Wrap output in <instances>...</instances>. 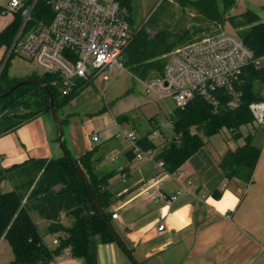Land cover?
Segmentation results:
<instances>
[{
  "label": "trees",
  "instance_id": "1",
  "mask_svg": "<svg viewBox=\"0 0 264 264\" xmlns=\"http://www.w3.org/2000/svg\"><path fill=\"white\" fill-rule=\"evenodd\" d=\"M28 1V0H27ZM128 12V19L134 33L131 17V1L118 0ZM203 17L201 20L212 22L214 26L221 24L235 31L243 42L253 50L256 57H262V64L256 67L250 64L245 67L240 83L236 89L240 92V104L236 108L226 106V96L220 95V104L216 109L203 99L195 98L184 107L173 108L167 119L171 135L161 146L154 143L150 134L161 128L157 114L148 118L151 129L136 139V144L144 151L154 152L153 159L160 161L163 169L175 172L182 163L205 144L208 137L226 128L234 139L243 138V142L235 148H228L219 159L222 176L233 177L245 184L252 181L255 166L261 148L252 143L253 134H244L241 127L255 124L248 105L262 98L264 90V20L260 15L245 9L236 15L223 16L218 0H185ZM223 8L228 9L234 0H221ZM264 11V5H262ZM50 15L46 0H37L33 8V16ZM21 23L19 12L0 30V47L8 48L14 34ZM210 32L208 27H199L196 31ZM193 32L184 29L178 33L159 30L148 35L145 30L136 32L126 48V65L130 70L138 71L140 77H146L151 71L159 74L165 62V54L178 45L191 40ZM5 65V64H4ZM0 70V93L10 88L19 79L8 78L5 67ZM134 73V72H133ZM35 75V74H33ZM41 76L53 94L56 107L66 102L79 91L89 80L79 79L78 90L68 94H60L50 83L51 75ZM259 84L263 90L255 88ZM49 97L37 82H28L18 86L13 92L0 97V115L14 117L19 123L42 110H49ZM128 113L115 117L118 123L130 120ZM163 132V131H161ZM133 149H131V152ZM101 155L98 146L87 150L80 157H73L84 173L98 203L112 225L110 205L116 196L109 190L108 184L115 170L102 169L99 166ZM8 178L12 181V189L0 190V239L10 245L13 258L7 264H49L53 259L68 250L70 254L83 261V264H97L96 245L98 242H114L105 223L99 217L90 192L73 163L64 155L59 157H33L8 167H0V181ZM48 221L45 233H42L31 213ZM67 218L68 223L61 219ZM113 226V225H112ZM55 235L57 244H48L44 235Z\"/></svg>",
  "mask_w": 264,
  "mask_h": 264
},
{
  "label": "crops",
  "instance_id": "2",
  "mask_svg": "<svg viewBox=\"0 0 264 264\" xmlns=\"http://www.w3.org/2000/svg\"><path fill=\"white\" fill-rule=\"evenodd\" d=\"M9 22L0 19V30ZM77 93L57 106L58 113V108ZM102 108L86 110L85 114L92 117L85 121L72 116L73 112L59 113L63 140L73 157L98 146L102 157L100 168L115 170L108 184L117 198L110 205L111 211L118 212L112 225L140 264H264V147L252 181L247 184L235 177L224 178L219 167L222 153L211 154L204 145L176 172L168 174L153 158L137 159L135 151L131 152L132 143L114 135L117 126L123 124L130 126L137 137L141 136L136 133L132 116L118 123L115 117L119 114L110 117ZM88 121L95 122L90 131L84 128ZM15 122L14 117L0 115V167L28 158L63 154L49 110ZM92 134H97V142L92 141ZM154 180L156 183L147 193L138 192L142 184ZM3 182L8 183L7 190L12 189L10 179H2L0 184ZM174 194L176 197L168 200ZM31 215L45 233L48 221L35 212ZM63 220L68 223L66 217ZM160 224L162 230H158ZM48 235L50 239L46 238ZM3 240L0 239V246ZM44 240L53 244L50 234H45ZM4 252L3 262L8 263L13 258L11 248ZM96 261L97 264H132L115 241L97 243ZM49 264H83V261L64 251Z\"/></svg>",
  "mask_w": 264,
  "mask_h": 264
},
{
  "label": "built area",
  "instance_id": "3",
  "mask_svg": "<svg viewBox=\"0 0 264 264\" xmlns=\"http://www.w3.org/2000/svg\"><path fill=\"white\" fill-rule=\"evenodd\" d=\"M36 1L9 0L7 7H0L1 13L11 10L21 15V23L6 48L8 56L17 51L31 59L43 73L52 76L50 83L63 95L77 91L79 79L90 81L101 72L123 68L121 53L129 45L133 32L128 12L118 0H46L51 14L44 13L39 18L33 16ZM164 56L159 74L132 75L138 78L153 101L168 98L174 102L173 108L184 107L200 98L216 109L221 94L227 97V107L236 108L240 104L236 84L240 83L245 67L262 64V57H256L235 31L221 24ZM173 108L166 114H172ZM248 108L255 124H263L264 90L262 98L250 102ZM114 135L132 143L137 159L153 158L151 150L144 151L136 144L138 137L127 126L118 125ZM91 139L97 142V134H92ZM154 183L155 180L142 184L138 192L147 193ZM175 197L174 194L168 200ZM111 216L117 218V210H113ZM162 228L160 224L158 230ZM57 242V237L52 235V243Z\"/></svg>",
  "mask_w": 264,
  "mask_h": 264
},
{
  "label": "rangeland",
  "instance_id": "4",
  "mask_svg": "<svg viewBox=\"0 0 264 264\" xmlns=\"http://www.w3.org/2000/svg\"><path fill=\"white\" fill-rule=\"evenodd\" d=\"M8 2L9 0H0V5L7 7ZM131 2L132 10L130 13L134 26L132 38L140 29L145 30L150 36L159 30L178 33L184 29H189L190 32H193L192 38L195 39L207 32V30L196 31L199 27H208L210 30L215 27L212 22H203L201 20L203 16L185 0H132ZM218 2L224 17L239 14L245 9H251L257 12L260 18L264 20V11H262L264 0H234V3L226 10L223 8L221 0H218ZM13 17L14 12L11 10L3 13L0 12V19L3 21L9 22ZM225 28L229 29L227 23H225ZM7 54V49L3 46L0 47V70L5 64L4 71L8 78L21 80L27 77L25 75L43 74L42 69L31 59L19 52L13 51L9 56ZM121 58L123 68L114 67L110 72L105 71L95 75L66 105H61L58 108L59 113L64 115V111L73 112L72 116L82 117L85 121V119L92 117L85 114L86 110L97 109L103 106L102 109L104 110L102 111L106 112L110 117L121 113L131 115L135 121L136 133L140 135L151 129L147 120L151 115L157 114L162 117L160 120L161 128L156 129L155 133L152 132L150 136L158 146H161L166 142L165 139H168L171 135L166 112L169 108L174 107V102L168 98L153 101V97L144 91V87L138 78L132 75L134 72L137 76H140V73L138 71L132 72L130 70L131 66L126 65V50L121 53ZM154 74L151 71L147 76ZM255 88L263 90V87L259 84L255 85ZM94 123L91 124L89 121L85 123L86 127L84 128L86 131H90L94 127ZM241 131L244 134L251 132L253 134L252 143L260 148L264 147V123L261 125L248 124L242 126ZM242 142V137L234 139L231 137L230 131L224 128L217 133L205 137L204 146L211 154L217 155L218 153H222L223 155L228 148L233 149ZM7 189H9L7 182L0 184V190L5 191ZM46 238L50 239L49 235ZM4 249H7V252L10 250V245L6 240H3L0 246V261L3 264H7V262H3L5 259Z\"/></svg>",
  "mask_w": 264,
  "mask_h": 264
},
{
  "label": "water",
  "instance_id": "5",
  "mask_svg": "<svg viewBox=\"0 0 264 264\" xmlns=\"http://www.w3.org/2000/svg\"><path fill=\"white\" fill-rule=\"evenodd\" d=\"M28 82H37L39 83L43 89L45 90V92L47 93L48 97H49V112L56 124V128H57V132H58V142L63 150L64 155L73 163V166L75 168V170L77 171V173L80 175V177L84 180L91 198L93 200V203L95 204L97 213L99 215V217L101 218V220L105 223V225L107 226L109 232L111 233L114 241L120 246V248L123 250V252L125 253V255L130 259L132 264H140L136 258L133 256V254L131 253V251L127 248V246L124 244L123 240L119 237V235L117 234V232L115 231V229L113 228V226L107 221L99 203L98 200L96 198V195L93 191V188L91 186V184L89 183L88 179L86 178V176L84 175V173L81 171L80 167L78 166V164L76 162H74L73 156L70 154V152L67 150L65 144H64V140H63V127H62V122H61V118L59 116L57 107H56V103L53 97V94L51 93L46 80L40 76V75H35V76H27L25 78H22L21 80H18L16 83H14L10 88H8L7 90H5L4 92L0 93V97H4L6 95H8L9 93L13 92L18 86L24 84V83H28Z\"/></svg>",
  "mask_w": 264,
  "mask_h": 264
}]
</instances>
